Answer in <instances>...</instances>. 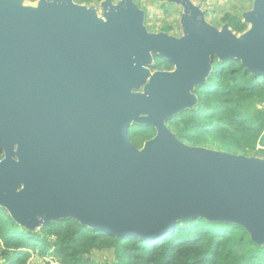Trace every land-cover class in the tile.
<instances>
[{"label":"water","instance_id":"obj_1","mask_svg":"<svg viewBox=\"0 0 264 264\" xmlns=\"http://www.w3.org/2000/svg\"><path fill=\"white\" fill-rule=\"evenodd\" d=\"M24 1L0 0V207L11 219L158 240L199 218L263 244L264 158L187 145L166 122L195 106L212 58L264 76V0L241 13L240 33L192 0H166L182 7L179 36L148 31L133 0H102V16ZM154 55L173 70L152 71ZM135 126L155 129L140 148Z\"/></svg>","mask_w":264,"mask_h":264},{"label":"trees","instance_id":"obj_2","mask_svg":"<svg viewBox=\"0 0 264 264\" xmlns=\"http://www.w3.org/2000/svg\"><path fill=\"white\" fill-rule=\"evenodd\" d=\"M73 1L89 5L102 0ZM221 19L235 33L247 27L241 13H225ZM154 59L153 69L171 67L163 57ZM212 59L206 82L194 88L195 106L166 125L187 145L264 158V76L250 73L235 59ZM154 135L152 127L129 131L138 148ZM96 251H109L111 258L97 261ZM33 255L42 264H264V243L253 242L238 224L199 218L178 221L158 240L115 237L73 219L28 230L0 207V264H28Z\"/></svg>","mask_w":264,"mask_h":264},{"label":"rangeland","instance_id":"obj_3","mask_svg":"<svg viewBox=\"0 0 264 264\" xmlns=\"http://www.w3.org/2000/svg\"><path fill=\"white\" fill-rule=\"evenodd\" d=\"M138 6L144 10V25L150 32H159L164 30L175 36L181 33L180 15L182 7L166 0H134ZM116 3L117 0H112ZM199 5L198 0H192ZM200 6L205 13V20L213 26L220 28L223 21L222 15L225 13H242L251 8V0H204ZM26 5H35L36 2L24 1ZM100 2H92L87 6H94L99 16H102ZM257 107H261L257 105ZM93 258L97 261L111 258L109 251H96ZM28 264H42L37 256L33 255L28 260Z\"/></svg>","mask_w":264,"mask_h":264},{"label":"flooded vegetation","instance_id":"obj_4","mask_svg":"<svg viewBox=\"0 0 264 264\" xmlns=\"http://www.w3.org/2000/svg\"><path fill=\"white\" fill-rule=\"evenodd\" d=\"M161 32H166V31H164V30H161ZM166 33H168V32H166ZM168 34H170V33H168ZM173 35V34H172ZM157 55H154L153 56V63H152V65L150 66V69L152 70V71H154V70H167V71H170V70H173V68H174V66H173V64L171 63V67L169 68V69H167V68H157V69H153L152 67H153V64H154V57H156ZM157 57H160V56H157ZM164 59V58H163ZM71 108H72V106H71ZM74 108L76 109V107L74 106ZM70 123L72 124V125H74L75 124V118L74 117H70ZM0 158H2V155L0 156Z\"/></svg>","mask_w":264,"mask_h":264},{"label":"built area","instance_id":"obj_5","mask_svg":"<svg viewBox=\"0 0 264 264\" xmlns=\"http://www.w3.org/2000/svg\"><path fill=\"white\" fill-rule=\"evenodd\" d=\"M201 0H198V2L200 3Z\"/></svg>","mask_w":264,"mask_h":264},{"label":"crops","instance_id":"obj_6","mask_svg":"<svg viewBox=\"0 0 264 264\" xmlns=\"http://www.w3.org/2000/svg\"><path fill=\"white\" fill-rule=\"evenodd\" d=\"M201 3H199V5H200Z\"/></svg>","mask_w":264,"mask_h":264}]
</instances>
